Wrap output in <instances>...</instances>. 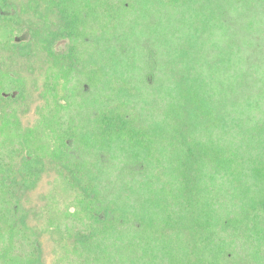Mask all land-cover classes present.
Here are the masks:
<instances>
[{
  "label": "trees",
  "instance_id": "trees-1",
  "mask_svg": "<svg viewBox=\"0 0 264 264\" xmlns=\"http://www.w3.org/2000/svg\"><path fill=\"white\" fill-rule=\"evenodd\" d=\"M44 1L10 49L67 96L23 127L0 64V264H45L23 199L47 163L77 194L66 264H264V0Z\"/></svg>",
  "mask_w": 264,
  "mask_h": 264
},
{
  "label": "rangeland",
  "instance_id": "rangeland-1",
  "mask_svg": "<svg viewBox=\"0 0 264 264\" xmlns=\"http://www.w3.org/2000/svg\"><path fill=\"white\" fill-rule=\"evenodd\" d=\"M32 1L8 0L11 7L14 5L17 7L18 14L24 22L15 24L10 21L8 25L0 19V64L5 72H14L23 78L24 96L18 103H14V106L23 127L37 128L43 124V118L50 115V110L57 108V102H62L66 98L67 93L66 80L54 63L55 58L50 57L42 49L28 56H22L20 52L10 49L13 43L17 44L32 37L27 28L28 19L41 24L46 19L39 20L48 12H45V1L35 0L38 2L37 8L32 5ZM51 16L53 15L48 18L53 19ZM10 27L15 28L11 33ZM68 44L69 41L65 39L57 42L55 51L64 53L68 49ZM12 96H19V93L14 92ZM53 166L47 163L46 171L38 185L24 197L23 201L30 213L29 225L39 233L45 264H59L61 261V264H66L64 257L67 249L72 246V239L67 233L62 234L58 231L56 213L67 208L73 211L77 194L62 181L61 175Z\"/></svg>",
  "mask_w": 264,
  "mask_h": 264
}]
</instances>
